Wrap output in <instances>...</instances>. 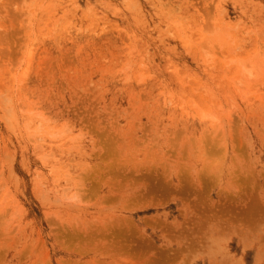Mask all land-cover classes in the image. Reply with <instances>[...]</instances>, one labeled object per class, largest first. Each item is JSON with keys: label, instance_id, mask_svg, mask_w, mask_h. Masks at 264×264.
I'll return each mask as SVG.
<instances>
[{"label": "rangeland", "instance_id": "1", "mask_svg": "<svg viewBox=\"0 0 264 264\" xmlns=\"http://www.w3.org/2000/svg\"><path fill=\"white\" fill-rule=\"evenodd\" d=\"M0 264H264V0H0Z\"/></svg>", "mask_w": 264, "mask_h": 264}]
</instances>
